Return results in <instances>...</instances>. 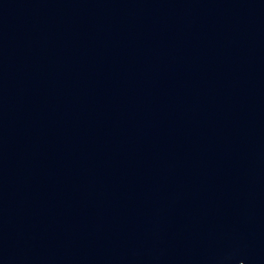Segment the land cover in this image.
<instances>
[{
  "label": "water",
  "instance_id": "1",
  "mask_svg": "<svg viewBox=\"0 0 264 264\" xmlns=\"http://www.w3.org/2000/svg\"><path fill=\"white\" fill-rule=\"evenodd\" d=\"M0 264H264V0H0Z\"/></svg>",
  "mask_w": 264,
  "mask_h": 264
}]
</instances>
